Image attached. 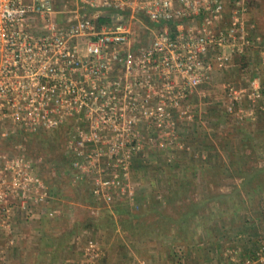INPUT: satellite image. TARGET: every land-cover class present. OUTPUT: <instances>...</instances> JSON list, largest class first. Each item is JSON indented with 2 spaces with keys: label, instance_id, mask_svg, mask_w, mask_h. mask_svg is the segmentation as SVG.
I'll use <instances>...</instances> for the list:
<instances>
[{
  "label": "built area",
  "instance_id": "2783aa9c",
  "mask_svg": "<svg viewBox=\"0 0 264 264\" xmlns=\"http://www.w3.org/2000/svg\"><path fill=\"white\" fill-rule=\"evenodd\" d=\"M59 1L0 0V136L70 127L76 181L96 170L105 175L99 162L108 159L120 173L94 177L92 197L108 205L131 200L124 182L140 151L133 141L138 125L175 139L200 121L192 100L207 98L200 88L251 44L247 7L237 2L227 24V0H62L73 13L63 25ZM223 89L226 111L238 123L253 122L254 112L242 107L245 91L232 83ZM261 98L257 88L250 93L253 104ZM33 165L0 152V228L6 232L16 229L15 208L30 220L47 201ZM86 251L91 263L99 255L92 243ZM255 254L264 263V237Z\"/></svg>",
  "mask_w": 264,
  "mask_h": 264
},
{
  "label": "rangeland",
  "instance_id": "374dc122",
  "mask_svg": "<svg viewBox=\"0 0 264 264\" xmlns=\"http://www.w3.org/2000/svg\"><path fill=\"white\" fill-rule=\"evenodd\" d=\"M239 1L241 0H227L228 8L232 10ZM257 2L261 7L255 10V16L260 18L259 27L263 30L264 2L261 0H257ZM69 3V1L62 0L58 2L60 15H56V17L63 25L66 24V18L73 16ZM249 4H251L250 1ZM109 15L115 16L110 13ZM111 17H107L105 22L108 23ZM245 20L251 40L249 49L246 51L254 48L262 51L263 37L259 36L260 40L257 36L258 32H252L250 28L251 16L246 14ZM227 23L229 24V22ZM136 30L139 35V25L136 26ZM260 56L262 57V55ZM260 56L255 58L254 64L257 66L263 62V57ZM234 57L229 66L221 70L223 73L219 79L213 75L212 80L200 88L201 92L207 94V98L196 97L199 98L198 106L195 99L193 101L200 121L195 123L184 136L173 139L169 136L166 137L167 134L158 133L155 129H148L146 124L138 125L139 138L133 141L139 144L140 151L134 155L130 177L124 182L126 188L130 187L133 190L131 200L127 198L117 199L108 205L98 202L92 197L91 180L94 177L107 178L115 172L120 173L108 159L103 157L99 164L105 168V175L97 174L98 171L96 170V173L90 174V178L76 181L79 172L78 170L75 171L73 167L71 168V146H74L75 139L71 138L70 133H67L64 142L60 140L55 131L43 133V135L35 133L24 136L17 134L10 135V137L0 136V152L10 153L13 156L23 155L29 158L34 164V172L43 179L47 186V201L43 206L34 209L35 215L32 219H27L25 211L23 212L18 207L14 209V216L18 215V211L24 214L26 220L31 222L32 229H36V233L41 235L43 241L46 239L48 243L50 240L49 244L54 245L53 238L63 235L67 246L71 245L65 254L67 260L71 262L69 264H139V260L140 263L142 262L141 264H153L159 257V260L163 261L164 264H201L202 262L214 264L228 260L231 262L232 259L244 261L246 256H250L248 254L249 249L244 246L247 245V242L241 243L244 237L239 236V240H237L238 234L245 233L238 232V229L242 227L245 230L249 226L251 229L254 226L255 233L259 234L255 240L258 242L264 237V190L260 191L261 188L256 184L255 188L258 191L254 195H247L240 187L242 181L232 176L235 173L229 163V155L240 154L243 142L250 136L254 138L253 144L258 152L254 160L255 165L264 166V138L259 137L264 132L259 128L261 119L259 115L258 119L256 117L253 122L247 120L245 123H238L235 116H231L225 109L223 86L232 83L241 90L246 87L239 85L233 78L235 74L232 72L236 68L235 65L237 63L242 65L239 60L234 64ZM247 65L244 67L243 64V71L250 68L249 63ZM243 73L249 81L251 78L249 71ZM252 83L251 78L249 85ZM245 93L247 92L245 91L242 95V107L250 111L251 105L255 110L260 106L259 110L263 111L264 108L261 107L263 98L257 100L254 106L250 99V93ZM247 103H250V106ZM240 126L247 130L241 136L238 131ZM179 132L181 131L179 130ZM118 133L122 134L121 132ZM45 134L51 136L45 138ZM196 137H200L198 141H195ZM126 140H130V138H126ZM176 142L184 147L174 145ZM98 145L99 148H105L103 144ZM205 145H209L211 149H206ZM17 147L20 148V151L16 149ZM204 149L206 150L202 153ZM215 152L217 153L216 157ZM207 153L208 155L210 153L211 158H213L209 165L207 164L209 162L207 159L209 156L206 157ZM63 155L67 156L69 165L63 162ZM219 162L224 167H221V171L217 172L219 164H216ZM197 164H201L203 167L197 169ZM187 169H190L187 174L188 178L191 176L190 172H193L196 189L189 194H173L172 191L175 188L171 179L174 175H183L182 171ZM209 169H212L211 175L206 172ZM237 188L240 189L239 194L235 193ZM119 194L121 193H117V195ZM225 196L226 198H224ZM191 202L201 203V206L197 208L195 215L189 219V227L187 225L186 230L183 231L176 228L175 232L171 231L169 237L164 241L139 238V220L131 221L125 214L126 217L116 216L115 220L116 222L119 221V225L114 232H111L108 226L106 227L109 229L100 230V227L82 229L76 225L80 222L91 223L99 217H104L102 223L109 225L107 216L105 217L106 211L119 205L120 208H124L133 214L143 211H156L175 216V208L179 207L185 210V207L192 206ZM40 212L44 216V222L42 224L37 223L39 227L36 223L32 225V222L39 220L37 214ZM48 216L52 217L51 225L45 223V217ZM156 218H158L157 215H149L147 219L140 222L146 226ZM13 221L16 226V218ZM131 222H133V226H131ZM130 226L131 232L129 234L127 232L129 229L126 231L122 229V227ZM47 227L53 235L51 233L47 235ZM0 232L6 233L9 239L13 238L14 232H6L1 228ZM134 233L135 236L131 237ZM50 235L53 238H50ZM171 235L175 236L174 239ZM91 243L95 244L96 252L99 254L92 263L91 257L86 251L87 246ZM235 250H238L239 255L235 254Z\"/></svg>",
  "mask_w": 264,
  "mask_h": 264
},
{
  "label": "trees",
  "instance_id": "16d2710c",
  "mask_svg": "<svg viewBox=\"0 0 264 264\" xmlns=\"http://www.w3.org/2000/svg\"><path fill=\"white\" fill-rule=\"evenodd\" d=\"M259 1V0H258ZM262 2H264V0H261ZM251 2V10L252 9H258L261 7V5L257 2V0H250ZM253 11V10H252ZM251 15V14H250ZM252 18V16H251ZM239 61L244 62L246 61V55H240L239 57H237ZM244 67H247V63L244 62ZM70 131V127H62L59 130L55 131V133L60 137V140H62V142H64L65 140V136L67 135V133H69ZM241 134L246 133L247 130L244 127L240 126V129L238 130ZM42 134L43 133H39ZM51 135H46L45 134V138L50 137ZM196 138H200V137H196ZM202 139V138H201ZM254 142V138H251L250 136H248L246 138V141L243 142L242 145V151L240 154H230L229 155V163L231 164V167L233 169V172L235 173L232 176H235L237 178H239L242 182L240 187L247 193V195H251V194H255L258 189L256 190L255 185L257 184L261 190H264V166L260 167L255 165V156L258 154V152L256 151V147L253 144ZM202 143H204V140H202ZM206 149H211V147L208 145H205ZM217 153L215 152V157H216ZM67 156L63 155V162L64 163H68L67 165H69V162L66 159ZM214 157V158H215ZM209 162L212 161V159H208ZM218 162V161H216ZM219 164V167L217 169V172L221 171V167L223 168L224 166L222 164L217 163L216 165ZM197 169H200L201 167H203L201 164H197L196 165ZM229 169V168H228ZM190 170V169H189ZM188 169L187 170H183L182 173L183 175H174L173 178L171 180H173V186L175 188L173 192V194L175 195H183V194H189L191 192H194L195 188V177L193 175V172L191 173V176H187L188 174ZM230 170V169H229ZM205 171V170H204ZM209 175H211L212 173V169H209L206 171ZM232 172V173H233ZM191 177V178H190ZM196 191V190H195ZM240 189L237 188V191L235 193H240L239 192ZM221 196V195H220ZM226 198V196L224 197ZM216 201V198H214ZM212 201V200H211ZM227 202V200H225ZM119 204H123V203H119ZM192 206L190 207H185L183 210L182 208H175V216H171L168 214H163V213H158L156 211L153 212H148V211H143V212H139V213H130L129 211H126L124 208H120L119 206L109 209L106 211L105 217L107 216V222L109 223V225H104V223H102V219L99 217L98 219H96L95 221H92L91 223H87V222H80L77 223L76 225L82 229H93V228H98L99 229H109L111 230V232H114L115 230L118 229V222H116L115 218L117 217H122V216H128V219L131 221L134 220H139V238H153V240H160V241H164L166 238L169 237V233L171 231L175 232V229L177 228L178 230L181 229L186 230V226L190 224V218L193 217V215H195L196 210L198 207L201 206V203L198 202H191ZM179 208V209H178ZM105 213V212H104ZM125 214V215H124ZM153 216V215H157L158 218H156L154 221H152L151 224H148L146 226H144V224H141V220H145L148 217ZM125 216V217H126ZM51 219L52 217H45V223H48L49 225H51ZM101 221V222H100ZM122 222V221H121ZM194 223V222H193ZM133 222H131V226H133ZM108 226V227H106ZM130 227H122L123 230H128V234L131 232ZM159 229H161V231H159ZM47 230V235L52 232H50L49 228H46ZM49 236L50 238H53L52 236ZM66 235V234H65ZM135 236V233L131 236L133 237ZM137 236V235H136ZM171 237L174 239V235H171ZM129 238V237H128ZM54 241V249L53 254H51V256L53 257H58L59 252H61L62 250H66L67 248V244L65 242V239L62 236L58 237V238H53ZM50 242V240H49ZM48 242V244H49ZM47 243V242H46ZM56 247V249H55ZM125 248V246H124Z\"/></svg>",
  "mask_w": 264,
  "mask_h": 264
},
{
  "label": "crops",
  "instance_id": "0c3cea01",
  "mask_svg": "<svg viewBox=\"0 0 264 264\" xmlns=\"http://www.w3.org/2000/svg\"><path fill=\"white\" fill-rule=\"evenodd\" d=\"M241 1L244 2L245 0H241ZM249 1L250 0H246L247 3L245 2V5L247 7V13H246L247 16H252V18H251L252 23L251 24L249 23L250 28H251L252 32H256V33L258 32L257 33L258 39H260V37H263V39H264V29L262 30L259 27L260 18L255 16V9H252L253 11L251 10L252 7L249 4ZM226 11H227V13L225 15L226 18L224 20L225 23L230 21L231 10L228 8V6H227ZM261 50L262 51L256 50V48H254V49H250L249 51H246V53H245L247 58H246V61H244V62L249 63L250 68L245 69L244 71L245 72L249 71L250 77L253 80V83L251 85H249L251 78L249 79V81H247V79L245 78V75L243 73L244 71L242 70V66H243L244 62H242V65L240 66L237 63V59H238V58H236L237 55L234 57V64L237 63L235 65L236 68L233 69L232 73L235 74L233 78L238 82L239 85L246 86L244 88V90L247 93H245V94L251 93L256 88L261 91L262 98H263V100H261L262 101L261 107L263 106L262 108H264V45L261 47ZM260 55H262V57H263V62L259 63L260 65L257 66L256 64H254L255 58H256V56H260ZM222 73L223 72H221V71H216L213 75L217 76L218 77L217 79H219V76ZM196 97L194 99H195L196 105L198 106L199 105V98H196ZM192 101H194V100H192ZM247 105L250 106V103H247ZM254 106H255V104H254ZM250 108H251L250 111L254 112V118L255 119H256V117L258 119V115H259V118L261 117L259 128L261 131L264 132V109H263V111H260L259 110L260 106H259V108L257 107V110H255V108H253L252 105L250 106ZM196 134H199V133H196ZM239 134L241 136V133H239ZM262 135H264V134H262ZM262 135H260L259 137L264 138V136H262ZM191 137H193V136H191ZM198 139L199 138H195V141H198ZM205 150L206 149H204L202 151V153ZM207 155H208V153L206 154V157H207ZM208 156L209 157H207V159H213V158H211L210 153ZM207 164L209 165V164H211V162H208ZM37 217L39 218V220H37V221L35 220V222H32V225L35 223H36V225H37V223L42 224L44 222V216H43L42 212H40V214L38 213ZM41 217H43V218H41ZM15 218H16V229L14 231V235L12 236L13 238L9 239V238H7L6 233L0 232V264H69V263H71L70 260H67V256L65 257V254H66L67 250H69L71 248V245L67 246L66 250L64 249L61 252H59L58 257L57 256L53 257V256H51V254H53L52 250L54 249V245L46 243L47 242L46 239L43 241V238L41 237V235H38L36 233V229L35 230L32 229L31 222L26 220L25 215L18 211V215L16 217L14 216V219ZM253 227H251V229H250V226L248 228L246 227L245 230L241 227L240 229H238V232H245V233L244 234H238V236H237V240H239V236L244 237V240L241 243L244 244L247 242L246 243L247 245H244V246H246L249 249V252H248V254L250 255L249 257L246 256L244 261L241 260L242 263H241V261H235L234 259H232L231 262H230V260H228V261H225V262H227V263H225L224 261L222 262L220 260L221 262H216L214 264H236V263L237 264H264V263H260V261L257 259V256L255 254L256 248L258 247L260 240L258 242L255 240V237H257L259 234L255 233V229H253ZM212 244H213V242H212ZM252 247H254V248H252ZM215 248L217 249L216 245H215ZM55 249H56V247H55ZM235 254L239 255L238 250H235ZM251 257L253 259L256 258L254 260L255 263L251 262V260H252V259H250ZM159 258H157V260L155 262H153V264H164L163 261L159 260ZM141 263L139 260V264H141ZM201 264H206V263L202 262Z\"/></svg>",
  "mask_w": 264,
  "mask_h": 264
}]
</instances>
